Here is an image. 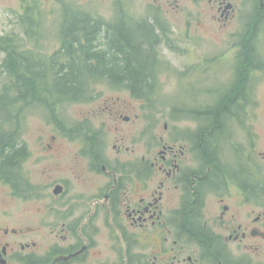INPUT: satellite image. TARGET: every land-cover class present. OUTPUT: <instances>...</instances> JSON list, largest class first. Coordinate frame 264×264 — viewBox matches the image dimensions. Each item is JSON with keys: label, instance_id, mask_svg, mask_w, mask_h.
<instances>
[{"label": "flooded vegetation", "instance_id": "1", "mask_svg": "<svg viewBox=\"0 0 264 264\" xmlns=\"http://www.w3.org/2000/svg\"><path fill=\"white\" fill-rule=\"evenodd\" d=\"M243 1L253 10L228 49L235 60L214 66L228 68L229 86L212 89L211 106L174 105L169 120L148 123L126 114L131 102L110 97L92 114L103 118L100 124L90 117L84 123L63 118L57 135L42 130L33 141L27 119L39 113L29 100L19 107L21 94L12 93L14 107L5 117L10 124L0 118V264H264V130H258L249 86L262 67L256 41L264 30V0ZM114 2L117 8L108 18L85 17L97 25L86 50L101 58L95 60L101 71L86 78V85L117 84L134 99H150L151 84L164 67L158 48L172 43L163 42L170 27L159 13L136 18L123 1ZM209 2L218 9L221 28L236 19L233 0ZM81 16L66 5L58 20L79 17L80 24ZM44 23L33 27L41 38L28 48L47 59ZM138 28L140 42L130 44L129 31ZM79 30L74 44L63 42V31L58 34L54 55L66 57L64 64L80 65V56H74L85 51ZM136 49L141 58L130 60ZM197 67L205 74L210 66L203 61ZM133 83L143 84L142 92L129 86ZM204 83L200 93L196 87L187 91L188 102L209 97V81ZM87 87L61 101H85ZM43 110L49 122L50 109ZM124 126L138 129L130 135ZM35 204L44 212L39 223H19L17 209L24 208L26 217ZM50 210L57 212L55 220L47 219ZM37 233L50 239L42 243L34 238Z\"/></svg>", "mask_w": 264, "mask_h": 264}, {"label": "rangeland", "instance_id": "2", "mask_svg": "<svg viewBox=\"0 0 264 264\" xmlns=\"http://www.w3.org/2000/svg\"><path fill=\"white\" fill-rule=\"evenodd\" d=\"M121 1L124 2L125 9L133 17H145L152 13H159L170 27V32L163 37V42L165 43V40L169 39L172 40V43L169 46L164 45L158 48L159 59L164 67L158 71L156 83L151 84L153 88L152 97L149 101L138 100L123 93L124 91L120 89V86L90 82L87 87L88 96L85 101L73 103L64 100L57 102L55 109L48 111L49 122L45 117L41 116V113L45 112L38 106L36 111L39 114L35 115L37 113L35 112V114H32L33 116H28L27 119L28 126L26 128L30 130V140L36 141L42 130L43 133H49L51 136L57 135L56 124L63 118L68 120L69 123H74L75 121L84 123L85 117H90L95 120V123L100 124L103 118L94 117L92 114H94L97 107L109 102L108 99L110 97H122V99L131 102L130 108L126 112L131 118L134 119L136 115H139L140 120L142 118L143 120L148 119L147 122L151 123L155 119L159 123L161 118L170 119L169 115L174 105L200 107L208 102L209 106H211L215 102L212 94L215 92L212 89L220 88L224 89L223 91L228 89L229 78L226 77L228 68L216 70L214 66L221 60H235L228 49L230 45L236 43L238 37L235 35L238 34V31H243L241 29L244 28L243 25L248 21L250 11L253 10L249 1L244 3L243 0H233L238 7L237 16L225 28H221L217 22L219 17L218 9L209 0ZM66 5L74 6L78 11L93 13L103 18H108L117 8L114 0H0V39L13 34H18L23 38L22 27L19 25L23 16H20V13L28 11L26 9H29V12H40L46 20L45 29H47L46 34L48 33V35H45L47 39L43 41L47 48L46 54L52 58L56 52L54 44L58 41L55 24ZM189 20L192 21L190 28L187 27ZM256 43L258 45L257 56L262 60L260 63L262 67L258 68L255 80L249 84L252 90L250 106L258 109V130H264V30ZM4 60L5 54L0 51V95L5 82L8 81V77L6 78L2 69ZM203 61H207L208 65L213 69L215 68V70L209 67L206 73L202 74L203 71L197 66H200ZM207 80L209 81L210 91H212L209 97L206 95L205 98H201V95H199L200 97L196 100L188 102L189 92L187 91L196 87V90L200 93L201 87L203 85L206 87L204 81ZM94 96L95 99L92 100ZM19 107H24V104H20ZM7 112L12 113L10 111ZM76 112L78 114H75ZM0 118H2L4 125L8 126L10 124V119H5L1 114ZM140 120L136 121V125L141 124ZM164 122L163 120L161 124ZM23 123H26L24 117ZM124 128L132 130V134L129 133L130 135H133L138 129L136 126H124ZM129 146L132 147L130 142ZM134 146L137 149V143ZM76 190H80L78 186H76ZM49 201L52 205L54 199L50 196ZM36 208H38L37 204L34 206L35 210L32 208L28 210L26 217L25 209L18 208V222L21 223L28 219L33 221L34 225H37L42 219L44 212L37 211ZM55 217H57V212L50 210L47 219L55 220ZM48 230L51 231L52 228H48ZM33 236L38 241L41 240L42 243L50 239L48 234L37 233Z\"/></svg>", "mask_w": 264, "mask_h": 264}, {"label": "trees", "instance_id": "3", "mask_svg": "<svg viewBox=\"0 0 264 264\" xmlns=\"http://www.w3.org/2000/svg\"><path fill=\"white\" fill-rule=\"evenodd\" d=\"M26 10L28 11L24 12L34 13L29 12V9ZM88 16L89 13L82 12L80 24L77 19L79 17L76 19L73 18L71 22L68 21L63 24H61V21L59 23V20H57L55 24L57 28L56 36L63 31L65 34L61 38L63 42L69 44H74L76 42L73 41V39L74 36L77 37L76 31L80 29L79 31L83 36L79 41L81 44H84L85 51H81L82 55L79 51L74 52L75 57L80 56V65H75L71 62L64 64L68 60L65 61L66 57H61L58 53L52 58L47 56L46 59V56H43V59L37 56L38 52L36 50L28 48L30 43L33 41L36 42V40L41 38L39 33L34 31L33 27H37V23H39L38 26L42 22L46 23L45 18L43 19L42 16H39V20L34 16H23L20 19L19 25L22 27L21 30L24 34L23 38L18 34H13L0 39V51L5 54V60L2 62V69L6 78L8 77V81L5 82L1 90L2 94L0 95V114L2 116L6 117L7 114V117H10V113L7 111H10V109L14 107L15 99L12 97L14 91L21 94L17 101L23 103L24 107L26 106V100H29L34 110L40 106L42 109L44 107L50 109L49 111H53L57 102H60L65 95L69 96L77 92L84 94L86 90L85 87L88 86L86 85V78L96 76L101 71L100 66L95 62V60L99 61L101 58L92 50H86L88 49L87 45L94 43V39H91L92 35L95 37V33H97V25L93 24L90 19L85 18ZM46 30L47 29L44 31L45 34L43 33L44 36L48 35V33L46 34ZM133 30L135 29L129 31L130 44L140 42L136 35H139L142 30L139 28L137 32ZM131 52L130 60L141 58V51L136 49L131 50ZM101 68L103 69V66H101ZM64 76L70 77V79L65 80V78L63 79ZM139 76L140 74H137V77ZM110 85L116 86L117 84ZM129 86L135 91L142 92L139 87L143 86V84L133 83ZM67 100H71V98H67ZM146 100L149 101V99Z\"/></svg>", "mask_w": 264, "mask_h": 264}]
</instances>
